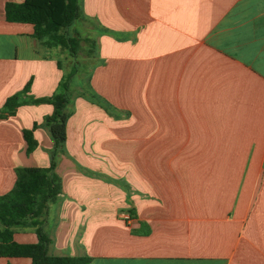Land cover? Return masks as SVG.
<instances>
[{
    "label": "crops",
    "instance_id": "1",
    "mask_svg": "<svg viewBox=\"0 0 264 264\" xmlns=\"http://www.w3.org/2000/svg\"><path fill=\"white\" fill-rule=\"evenodd\" d=\"M23 1L0 0V109L27 83L34 98L51 96L62 76L64 53L46 49L31 25L6 21L5 4ZM79 2L94 53L82 43L55 167L61 196L43 228L48 255L264 264V0ZM52 111L23 105L0 119V195L16 168L49 166L42 123ZM34 124L27 155L23 131ZM13 240L36 243L34 228L15 229Z\"/></svg>",
    "mask_w": 264,
    "mask_h": 264
},
{
    "label": "trees",
    "instance_id": "2",
    "mask_svg": "<svg viewBox=\"0 0 264 264\" xmlns=\"http://www.w3.org/2000/svg\"><path fill=\"white\" fill-rule=\"evenodd\" d=\"M5 19L10 23L28 24L33 27V37L46 49H59L65 59L57 62L62 71L60 81L51 96L34 98L29 94L30 83L22 91L9 96L0 109V119L13 116L23 105H51L53 111L42 125L53 142L48 152L50 164L46 168L22 167L15 169V182L10 191L0 195V257L28 258L31 264H89V257H58L48 255L50 239L44 232L49 206L61 196V180L55 172L59 157L65 153L67 121L71 115V103L80 72L79 60L82 43L87 44V56L94 53V41L81 38L77 24L83 19L79 0H24L6 3ZM74 29L71 32V28ZM67 61L70 62L66 69ZM88 89V88H87ZM82 94V93H81ZM92 103L109 108L89 89L83 92ZM23 131L26 154L36 148L33 131ZM32 227L37 238L34 244H18L13 240L15 229Z\"/></svg>",
    "mask_w": 264,
    "mask_h": 264
},
{
    "label": "rangeland",
    "instance_id": "3",
    "mask_svg": "<svg viewBox=\"0 0 264 264\" xmlns=\"http://www.w3.org/2000/svg\"><path fill=\"white\" fill-rule=\"evenodd\" d=\"M84 27H87L88 29H90L91 25H89V24H84ZM84 27L81 26V25H79V24H77V26H76V28H77V32H78L80 35L85 36V37H86V36H91V33H89L88 30L85 31V28H84ZM73 29H74V26L71 28V32H73V31H72ZM50 215H51V211H50V213H49V217H50ZM47 220H48V218H47ZM52 223H53V220H52V217H51V218H49V226H51Z\"/></svg>",
    "mask_w": 264,
    "mask_h": 264
},
{
    "label": "built area",
    "instance_id": "4",
    "mask_svg": "<svg viewBox=\"0 0 264 264\" xmlns=\"http://www.w3.org/2000/svg\"><path fill=\"white\" fill-rule=\"evenodd\" d=\"M123 219H124L125 221H130V217H129L128 215H123Z\"/></svg>",
    "mask_w": 264,
    "mask_h": 264
}]
</instances>
